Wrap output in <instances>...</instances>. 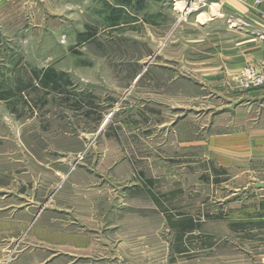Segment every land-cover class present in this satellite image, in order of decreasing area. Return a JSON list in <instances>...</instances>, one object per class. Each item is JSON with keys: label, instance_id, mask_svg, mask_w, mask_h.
Returning a JSON list of instances; mask_svg holds the SVG:
<instances>
[{"label": "rangeland", "instance_id": "374dc122", "mask_svg": "<svg viewBox=\"0 0 264 264\" xmlns=\"http://www.w3.org/2000/svg\"><path fill=\"white\" fill-rule=\"evenodd\" d=\"M179 13L173 0H0V184L27 198L48 188L44 156H68V177L83 171L92 181L78 178L70 189L76 228L86 229L90 186L109 183L111 223L101 232L126 236L139 252L130 261L264 264V185H256L264 184V153L224 158L232 164L225 168L182 145L193 122L183 121V108L199 104L189 95L204 83V94L213 89L197 64L204 38ZM244 68L227 84L257 90L243 87ZM50 70L60 75L56 88L46 84ZM215 96L210 105L219 104ZM21 204L13 210L18 244ZM188 219L198 227L184 244L176 225Z\"/></svg>", "mask_w": 264, "mask_h": 264}, {"label": "crops", "instance_id": "0c3cea01", "mask_svg": "<svg viewBox=\"0 0 264 264\" xmlns=\"http://www.w3.org/2000/svg\"><path fill=\"white\" fill-rule=\"evenodd\" d=\"M173 1L183 27L187 22L189 27H196L200 38H204V45H198L202 52L198 53L197 64L205 78L211 77L213 89L204 94V88L209 86L204 83L196 96L189 95V98L196 97L199 104L183 108L185 118H182L183 121L193 120L188 131L191 129L190 135L196 139L193 142L189 135L182 145L196 148L203 158L216 159L225 168L232 164L224 158L249 157L259 150L264 153V88L247 91L239 89L236 83L227 84L228 79L247 65L264 64V0H204L193 6L190 4L187 9L183 8L187 0ZM188 19L192 21L188 22ZM213 95L220 99L219 104L207 102ZM182 128L187 131V125ZM194 130L197 133L193 134ZM70 161L68 156L63 161L53 155L44 156L42 162L45 165L40 167L50 176L44 181L48 188L26 194L27 198H15L8 190L11 182L0 184V264H140L136 260L130 261L139 252L129 249L126 236L101 232L111 223V208L106 202L108 197L105 199L109 194V183L101 188L90 186L84 219L81 218L86 229L76 228L80 218L77 215V221L72 215L74 206L70 189L76 187L78 178H88V175L78 171L75 180L72 175L68 177L72 173L68 168ZM89 181L87 183L92 182ZM61 183H65L64 191L58 190ZM67 190L69 198L64 197ZM68 199L69 206L66 204ZM18 201L22 204L17 208H21L22 215L27 218L23 222L26 228L20 244L17 243L20 239L14 237L13 210ZM73 201H77V197ZM45 215L46 221L34 232L35 223ZM180 237L186 244L183 235ZM116 241L119 245L112 244ZM206 247L212 248L206 245L204 249ZM178 252L183 256L190 250L182 245Z\"/></svg>", "mask_w": 264, "mask_h": 264}, {"label": "built area", "instance_id": "2783aa9c", "mask_svg": "<svg viewBox=\"0 0 264 264\" xmlns=\"http://www.w3.org/2000/svg\"><path fill=\"white\" fill-rule=\"evenodd\" d=\"M193 5H196L198 2H204V0H195ZM242 75L245 77L250 78V83H247L245 86H243L245 89L251 90V89H262L264 88V67L260 66H247L242 71Z\"/></svg>", "mask_w": 264, "mask_h": 264}, {"label": "trees", "instance_id": "16d2710c", "mask_svg": "<svg viewBox=\"0 0 264 264\" xmlns=\"http://www.w3.org/2000/svg\"><path fill=\"white\" fill-rule=\"evenodd\" d=\"M158 2H162L163 0H156ZM131 2V1H130ZM60 75L57 74L55 71L53 70H50L48 71L47 75H46V81L48 84V82H53L54 83V87L56 88L57 87V84H58V77ZM179 227V236L181 235H185L186 233H192V230L197 228L198 226L196 224H194L193 220L192 219H188L187 221H182V222H179L177 223V225ZM182 242V238L180 237V240Z\"/></svg>", "mask_w": 264, "mask_h": 264}, {"label": "water", "instance_id": "95a60500", "mask_svg": "<svg viewBox=\"0 0 264 264\" xmlns=\"http://www.w3.org/2000/svg\"><path fill=\"white\" fill-rule=\"evenodd\" d=\"M256 185H257L258 187H263V184H261V183H256Z\"/></svg>", "mask_w": 264, "mask_h": 264}, {"label": "bare ground", "instance_id": "6f19581e", "mask_svg": "<svg viewBox=\"0 0 264 264\" xmlns=\"http://www.w3.org/2000/svg\"><path fill=\"white\" fill-rule=\"evenodd\" d=\"M178 5V4H177ZM181 4H179L178 6H180Z\"/></svg>", "mask_w": 264, "mask_h": 264}]
</instances>
